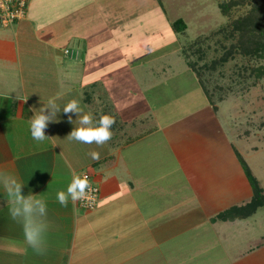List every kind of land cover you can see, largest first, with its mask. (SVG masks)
Returning a JSON list of instances; mask_svg holds the SVG:
<instances>
[{"label":"crops","instance_id":"0c3cea01","mask_svg":"<svg viewBox=\"0 0 264 264\" xmlns=\"http://www.w3.org/2000/svg\"><path fill=\"white\" fill-rule=\"evenodd\" d=\"M42 2L37 3L39 8L30 3L31 12L13 26L0 24V172L16 177L24 196L40 195L50 221L42 254L27 245L21 223L10 238L13 241L7 240L10 231L5 229V236H0L4 249L0 264H264V235L248 223L249 217L215 219L245 206L253 196L231 139V116L223 117L215 101L154 125L145 121L154 116L152 110L119 111L103 104L99 91L96 106L101 113L92 112V126L101 114L113 117L112 138L102 146L80 144L98 152V160L89 154L75 159L70 153L77 152L78 143L68 136L81 125L76 114H64L63 108L44 130L48 139L32 137L33 109L42 107L31 103L38 95L27 93L21 71L24 63L41 56L36 47L61 35L45 24ZM36 20L43 28L38 29ZM51 47L47 54L58 66V49ZM77 54L66 56L76 60ZM101 66L96 73L107 76ZM99 83L90 85L98 89ZM58 131L62 138H56ZM237 139L245 143L240 135ZM136 144H143L145 151ZM84 173L100 187L98 211L90 220L87 215L85 223L76 202L69 198L64 206L57 200V193L66 192L73 177ZM10 207V198L0 187V212H9ZM9 222L13 223L4 225ZM17 252L21 254L14 255Z\"/></svg>","mask_w":264,"mask_h":264},{"label":"rangeland","instance_id":"374dc122","mask_svg":"<svg viewBox=\"0 0 264 264\" xmlns=\"http://www.w3.org/2000/svg\"><path fill=\"white\" fill-rule=\"evenodd\" d=\"M39 1L42 0H29L26 15L31 12L30 3H36L39 8ZM222 1L228 0H43L40 9L44 11L45 24L52 25L61 35L59 40L48 43L49 46L36 47L41 56L23 65L25 89L28 94L38 95L31 103L37 109L53 100L61 109L77 96L84 108L81 115L92 116V112L101 113L96 106L101 91L103 104L113 105L119 111L137 107L152 110L154 116H147V124L169 123L186 115L209 99L182 51L190 42L201 38L210 47L202 62H210L223 53L219 42L229 45L230 41H225L218 30L227 26L230 18L221 13ZM179 19L185 24L183 32L173 29V23ZM41 28L42 23L38 22V29ZM52 45L59 52L58 66L46 51ZM65 46L75 54L78 52L79 57L77 54L76 60L69 59L64 53ZM197 55L193 54V60ZM263 63L264 60L237 55L219 68L222 75L215 71L205 77L208 87L216 83L231 87L224 101L219 102L215 94L214 101L223 117L231 116L228 118L233 122L231 139L237 145L240 158L264 189V78L256 79L250 74L252 67ZM100 66L106 68L107 76L96 73ZM93 81L101 82L98 89L90 85ZM93 126L98 127L96 117ZM245 131L248 137L242 136ZM61 134L58 131L56 138H62ZM238 135L245 143L237 139ZM76 143L77 152L70 153L75 159L83 160L91 152L82 148L81 142ZM66 144L62 147L67 153L70 150ZM137 147L146 149L143 144H136ZM144 164L146 161L141 162V166ZM97 209L79 208L81 220L84 222L87 215L90 220ZM249 218L248 223L254 230L264 235V207ZM9 220L13 223L5 226L4 222ZM15 222L7 210H2L0 236H5L7 230L10 231L7 240H12L14 231L20 228L16 222L10 229ZM3 252L0 245V256Z\"/></svg>","mask_w":264,"mask_h":264},{"label":"trees","instance_id":"16d2710c","mask_svg":"<svg viewBox=\"0 0 264 264\" xmlns=\"http://www.w3.org/2000/svg\"><path fill=\"white\" fill-rule=\"evenodd\" d=\"M219 7L221 13L225 17L230 18L229 24L218 30L219 33L223 34L225 41H230L229 45H225L222 41H217L221 43L223 53L210 62H202L210 47L209 45H204L205 40L201 38L190 42L182 51L189 67L197 76L200 83H202L210 102H214L215 95H217L218 100H223L226 97L227 90L231 87L223 86L219 83L208 87L205 75L212 76L215 71L218 72V75H222L219 68L234 59L237 55H241L249 60H264V0H228L222 1ZM240 8L245 9V11L240 12ZM173 29L183 32L185 24L180 19L176 20L173 23ZM193 54H198L196 60H193ZM200 62H202L201 65ZM250 74L256 79L264 78V63L252 67ZM102 115L104 114L96 117L98 126ZM240 162L253 190L252 199L245 206L234 207L220 214L215 219H243L253 216L260 208L264 207V189L253 176L246 162L241 158Z\"/></svg>","mask_w":264,"mask_h":264},{"label":"clouds","instance_id":"9594fccd","mask_svg":"<svg viewBox=\"0 0 264 264\" xmlns=\"http://www.w3.org/2000/svg\"><path fill=\"white\" fill-rule=\"evenodd\" d=\"M34 115L30 121V131L32 137L37 141L48 139L45 136V129L51 122L56 121L57 114L60 113V107L53 101L49 100L47 105L38 111L33 109ZM48 114H45V113ZM64 114L74 113L78 116L81 127L75 128L68 138L77 142L92 144L97 146L104 145L112 138L111 126L115 123L114 118L109 115H102L99 121V127L92 126V116L90 113L81 115L82 109L79 101L70 100L63 107ZM71 122V117H69ZM89 155L94 160L99 159V153L93 151ZM0 187L10 198L11 207L9 215L13 220L21 223L25 242L35 252L42 254L45 251V236L48 231L47 203L40 195H33L31 192L24 196L22 188L24 187L16 177L0 172ZM91 192L90 184L87 177L81 178L76 175L69 184L67 191L57 193V200L61 205L66 206L69 198L73 202L82 201L89 198Z\"/></svg>","mask_w":264,"mask_h":264},{"label":"built area","instance_id":"2783aa9c","mask_svg":"<svg viewBox=\"0 0 264 264\" xmlns=\"http://www.w3.org/2000/svg\"><path fill=\"white\" fill-rule=\"evenodd\" d=\"M29 0H0V24L3 27H11L17 22L25 19ZM64 53L71 58L75 52L65 50ZM87 177L91 192L89 198L82 201H76L79 208L84 210H94L99 204L100 187L92 180L91 174L84 173L81 178Z\"/></svg>","mask_w":264,"mask_h":264}]
</instances>
